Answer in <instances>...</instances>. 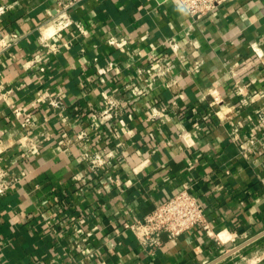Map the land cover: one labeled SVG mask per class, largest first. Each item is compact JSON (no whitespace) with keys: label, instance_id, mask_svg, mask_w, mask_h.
<instances>
[{"label":"crops","instance_id":"crops-1","mask_svg":"<svg viewBox=\"0 0 264 264\" xmlns=\"http://www.w3.org/2000/svg\"><path fill=\"white\" fill-rule=\"evenodd\" d=\"M0 7V264H264V0H80L56 53L53 0ZM185 188L214 235L122 228Z\"/></svg>","mask_w":264,"mask_h":264},{"label":"built area","instance_id":"built-area-1","mask_svg":"<svg viewBox=\"0 0 264 264\" xmlns=\"http://www.w3.org/2000/svg\"><path fill=\"white\" fill-rule=\"evenodd\" d=\"M80 0H53L55 4L56 20L51 25L50 29L46 33L47 36L41 38V46L48 52H58L62 44H54L49 41V38H61L64 31H66L71 25L74 24L69 10L72 6L78 3ZM187 14L193 18H201L207 14H210L218 6L223 4L226 0H178ZM4 9L0 7V13ZM77 28H80L79 24H75ZM248 86L245 84L244 87ZM240 88V87H239ZM241 89V88H240ZM253 96L264 95V92L257 91L252 93ZM49 102L54 104L57 102L54 98H49ZM109 102V101H108ZM222 97L219 94L212 96L210 105L220 104ZM166 108H161L164 111ZM208 113L204 114L206 116ZM264 115H258L259 121L264 124ZM197 117L194 124H197ZM25 123V122H24ZM23 123V124H24ZM78 138H83L84 133L79 132ZM25 137V136H24ZM253 143V140H249ZM60 145H65V139L58 141ZM33 146H35L33 144ZM22 153H26L28 147L21 143ZM64 149V148H63ZM2 146L0 142V152H2ZM26 155V154H25ZM90 157L87 153L82 155V159ZM92 159V158H91ZM90 161L96 165H102L105 161L104 156L100 154L94 155ZM26 171L20 170L19 173H14L9 169L0 167V195L7 192V190L16 186L25 178ZM87 177V176H86ZM84 181L85 178H81ZM195 226L202 227L208 235H214L210 225L205 217L204 207L201 201L192 194L189 190L181 189L166 198L159 204H157L150 212L144 214L141 219L133 221H125L122 224V228L131 231L135 237L145 245H156L160 242V234L166 233L169 237L180 235L187 229ZM220 232L216 233L218 240L223 241L220 237Z\"/></svg>","mask_w":264,"mask_h":264},{"label":"water","instance_id":"water-1","mask_svg":"<svg viewBox=\"0 0 264 264\" xmlns=\"http://www.w3.org/2000/svg\"><path fill=\"white\" fill-rule=\"evenodd\" d=\"M250 240H252V239H250ZM250 240H248V241L242 243L241 245H238V246H236L235 248H233V249H231V250L225 252V254H224L223 256H226V255L230 254L232 251H234V250H236V249L242 247L243 245H245V244H246L247 242H249Z\"/></svg>","mask_w":264,"mask_h":264},{"label":"bare ground","instance_id":"bare-ground-1","mask_svg":"<svg viewBox=\"0 0 264 264\" xmlns=\"http://www.w3.org/2000/svg\"><path fill=\"white\" fill-rule=\"evenodd\" d=\"M227 236H228L227 234H223V233L220 234V237L222 238V240H226L227 239Z\"/></svg>","mask_w":264,"mask_h":264}]
</instances>
